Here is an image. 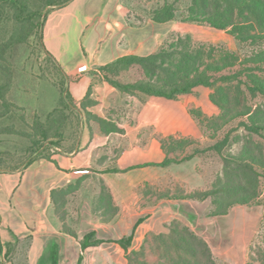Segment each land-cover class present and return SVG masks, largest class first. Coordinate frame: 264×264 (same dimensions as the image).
<instances>
[{"label": "crops", "instance_id": "crops-1", "mask_svg": "<svg viewBox=\"0 0 264 264\" xmlns=\"http://www.w3.org/2000/svg\"><path fill=\"white\" fill-rule=\"evenodd\" d=\"M128 1L72 0L48 15L43 34L46 49L68 75L81 77L76 84H83V90L92 82L91 71L96 68L126 55L155 53L169 36L188 33L194 27L153 20L131 25ZM82 66L87 69L81 71ZM110 86L101 81L95 89L110 93ZM108 106L114 107L111 102ZM112 124L124 126L116 118ZM87 141L90 144L79 150L57 149L50 158L0 172V235L4 254L12 249L4 264H79L81 255V264L122 262L127 251L120 239L132 236L128 253L138 251L149 234L166 232L172 221L191 228L222 261L248 263L261 228L259 207L235 205L225 215L210 216L212 201L208 198L148 200L141 186L157 183V174L166 168L159 165L167 155L157 138L136 128L123 133L97 129ZM70 185L77 189L67 200L68 225L80 239L94 233L102 241L84 251L79 240L63 230L52 199L53 190ZM102 185L118 207L108 221L96 211Z\"/></svg>", "mask_w": 264, "mask_h": 264}, {"label": "rangeland", "instance_id": "rangeland-1", "mask_svg": "<svg viewBox=\"0 0 264 264\" xmlns=\"http://www.w3.org/2000/svg\"><path fill=\"white\" fill-rule=\"evenodd\" d=\"M155 1L137 0L134 3L137 15H145L141 9H150ZM178 3L182 8L188 4L187 0ZM177 34L172 37L176 38ZM186 34H191L195 42L237 51L243 59L255 58L254 54L264 45V41L238 44L225 31L199 25L181 33ZM8 60L13 78L5 97L0 95L1 169L23 168L29 159L51 153V147L61 151L79 150L85 143L90 144L87 140L93 138L97 129L103 133L140 129V133L157 138L171 160L157 174V183L141 186L145 198L190 199L208 191L211 193L208 199L221 204L251 199L249 205L259 207L262 218L261 234L251 245L247 264H264V96H252L242 85L238 89L240 84L236 79L218 84L227 92L229 102L219 96L216 88L206 86L177 99L143 92L129 94L108 82L113 90L99 93L95 85L103 80L96 70L91 71L92 82L83 90V84H76L81 77L65 78L36 36L14 48ZM238 70L239 67L229 68L222 74L235 75ZM111 77L122 83H134L145 76L140 68L132 67ZM90 85L93 91L86 98ZM67 89L73 101L63 94ZM212 93L226 105V110L210 101ZM63 97L67 102H62ZM84 99L85 109L81 107ZM109 102L114 107L108 106ZM247 111L251 112L247 114ZM114 118L124 126L112 124ZM150 120L158 124H148ZM172 239L169 228L164 233H151L142 247L126 253L122 262L104 264H176L178 254ZM191 247L198 250L201 263L209 264L197 245L192 242ZM182 258L195 261L187 253Z\"/></svg>", "mask_w": 264, "mask_h": 264}, {"label": "trees", "instance_id": "trees-1", "mask_svg": "<svg viewBox=\"0 0 264 264\" xmlns=\"http://www.w3.org/2000/svg\"><path fill=\"white\" fill-rule=\"evenodd\" d=\"M71 1L0 0V95L3 98L13 78L8 56L14 48L26 43L31 36L38 38L45 52L60 68L64 77L67 79L71 77L46 49L43 36L44 27L50 12L66 6ZM136 1L129 0L128 4L126 3L128 8L127 21L131 25L140 26L147 20H153L157 23L180 21L225 31L232 35L238 44L247 42L256 44L264 41V0H187L188 4L183 8L180 7L179 0H156L150 9H141L145 15L140 16L137 15L134 6ZM221 48L223 47L213 43L195 42L191 34H186V36L177 34L176 38L171 35L155 53L147 56L126 55L95 70L103 81L129 94L143 92L168 99H177L183 94L192 93L199 86H206L216 88L219 96L221 98L225 97L229 102L230 99L227 92L224 88L219 87L218 84L222 81L231 82L236 79L240 84L238 89L241 90L242 85L252 96H258L259 94L264 96V45L257 54H254L255 58L247 57L244 59L237 51L223 50ZM132 67L140 68L145 77L134 83H122L111 77V75L118 76L121 71L129 70ZM234 67L240 68L235 75L222 74L224 70ZM92 91L93 85H90L86 98H89ZM64 93L73 101L68 89L63 90ZM209 98L214 105L223 110L227 109L226 105H223L214 93L210 94ZM66 100L67 98H62V102H67ZM81 107L87 108L85 99L81 102ZM250 112L247 111V114ZM224 115L227 116L228 114ZM198 116L200 117V115ZM199 121L202 122L201 119ZM57 149L59 148L55 147L52 149L51 147V153L48 155L35 156L29 159L23 168L39 158H50L52 152ZM74 150L78 149L73 148L63 152H73ZM2 162V153H0V172L22 169H1ZM170 162L171 160L166 157L159 165L167 166ZM76 189L77 186L70 185L66 188L53 190L52 199L56 213L62 222L63 230L77 238L84 251L89 246L101 244L102 241L96 239L94 233H89L80 239L78 233L68 225L66 204L68 197ZM210 194L207 191L189 198L204 200ZM249 203H251V199L226 204L212 201L210 216L225 215L233 206L249 205ZM215 206L217 207L215 208ZM96 211L101 212L104 221L112 219L118 213V207L115 206L113 197L105 185H102L100 195L96 200ZM166 227L171 230L173 246L178 254V260L175 261L176 264H203L198 259V250L191 247L192 242L206 255L209 264H226L219 262L215 258L208 243L191 228L180 225L176 221L170 222ZM160 237L164 238L165 236L162 235ZM131 240L132 236H129L118 241L127 253ZM3 251L0 235V264H4L5 260L10 258L12 249L10 248L6 254ZM184 253L189 254L195 261L182 258ZM81 261L82 255L79 264H81Z\"/></svg>", "mask_w": 264, "mask_h": 264}, {"label": "built area", "instance_id": "built-area-1", "mask_svg": "<svg viewBox=\"0 0 264 264\" xmlns=\"http://www.w3.org/2000/svg\"><path fill=\"white\" fill-rule=\"evenodd\" d=\"M86 69H87L86 66H82V67L80 68L81 71H85Z\"/></svg>", "mask_w": 264, "mask_h": 264}]
</instances>
